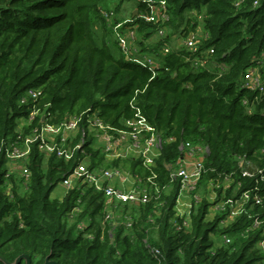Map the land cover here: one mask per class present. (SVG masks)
<instances>
[{"label":"trees","instance_id":"16d2710c","mask_svg":"<svg viewBox=\"0 0 264 264\" xmlns=\"http://www.w3.org/2000/svg\"><path fill=\"white\" fill-rule=\"evenodd\" d=\"M124 1L112 8L111 0H0V144L26 113L20 97L31 87L40 89L55 121L90 108L120 129L128 120H144L161 139L151 168L142 158L108 161L102 148L90 146L92 134L86 140L91 169L120 168L149 189L152 199L141 204L109 201L88 184L52 198L72 161L34 146L26 180L1 152L0 264H264L262 227H252L248 214L231 219L226 205L206 219L207 185L226 174L235 182L225 195L222 184L215 187L216 202L258 188L263 203L251 213L264 218V180L243 176L238 163L244 156L250 161L244 168L264 169V93L242 88L253 67L264 78V0H165L169 19L158 22L141 15L153 11L144 0H137L132 21L121 20ZM111 11L113 25L104 14ZM128 29L137 33L134 56L155 54L159 69L125 51L116 34ZM190 33L197 36V50L173 43L175 34ZM153 36L159 41L149 50ZM187 142L209 150L190 222L174 209L181 179L169 167L185 156ZM153 172L158 193L148 181ZM109 212L113 219L106 218Z\"/></svg>","mask_w":264,"mask_h":264},{"label":"built area","instance_id":"2783aa9c","mask_svg":"<svg viewBox=\"0 0 264 264\" xmlns=\"http://www.w3.org/2000/svg\"><path fill=\"white\" fill-rule=\"evenodd\" d=\"M144 1L149 2L153 8L152 13L149 15L141 13L146 20L158 22L169 19V15L166 12L165 0ZM255 3L257 4V2ZM104 14L112 24L115 15L114 11L104 12ZM114 26L118 27L121 24L117 23ZM159 34L162 37L165 36L166 30L161 28ZM136 36L135 30L128 29L126 32H121L119 42L125 51L132 52V57L136 61L149 65L152 69H159L162 65L156 55H148L143 58L134 56L133 53L138 51L136 44L132 46V43L136 41ZM181 40L186 47L193 51L197 50L198 42L196 34L190 33L182 37ZM163 51L165 53L169 52L170 47L168 45L164 46ZM210 52H213V50ZM261 58L264 60V54ZM242 88L264 93V78L257 67L248 70L247 75L242 80ZM41 100L40 89L34 87L27 89L20 97V104L26 106V113L17 118V126L13 136L4 138L0 144V153L3 152V156L10 162V170H16L14 166L21 167L22 171L20 172L27 180L30 176V170L25 163L29 160L33 147L36 146L46 154H55L59 158L74 163L72 171L60 182L67 191L77 185L88 184L99 191H103L109 201L115 200L121 203L141 204L147 203L152 199L153 195L146 186L135 185L130 188H124L122 185L116 186L112 184V180L119 178L122 180L121 183L124 186L126 185L127 172L120 168L102 167L91 169L88 162L86 140L88 135L92 134L93 140L90 146L102 148L109 159L142 158L144 165L151 168L156 165V159L161 153V139L153 126L144 120H128L125 123V129L116 128L105 123L99 114L90 108L79 114L68 115L61 121H55L53 114L48 111L50 104L43 103ZM82 125L85 126L87 132L84 131ZM79 134H81L80 137ZM208 152V148L204 145L187 142L184 157L190 156L196 158L192 164L193 168L188 169L186 167L184 157L176 166L169 165L171 176L181 179L180 193L187 190L193 196V200L196 201H199L201 198L195 190L202 174L206 171L204 160ZM238 163L242 169L243 176L253 177L258 174L264 180L263 168H258L256 172L244 168L250 163L244 156H238ZM19 164L24 165L20 166ZM154 178H156V174L153 172L148 177V181L152 182L158 193L159 188L153 182ZM210 182L216 188L222 184L223 194L225 195L226 188L235 182V179L232 174H226L220 182ZM257 189L245 190L239 198H228L225 200L223 196L219 203V210L228 205L230 208L229 217L231 219L239 214L246 213L253 219L252 227H262V238L259 240L258 246L264 252V218L260 213H251V210L256 205L263 203L262 196L255 192ZM189 208L191 212L192 205ZM176 214L181 217L184 216L183 214ZM113 217V214L109 212L106 218L113 219ZM186 221L190 222L187 219ZM252 227L247 228L243 234H246ZM224 239L226 243L231 242L229 236H224Z\"/></svg>","mask_w":264,"mask_h":264},{"label":"crops","instance_id":"0c3cea01","mask_svg":"<svg viewBox=\"0 0 264 264\" xmlns=\"http://www.w3.org/2000/svg\"><path fill=\"white\" fill-rule=\"evenodd\" d=\"M137 10V9H136ZM121 20L125 21V19H122L124 16L122 15V10H121ZM120 24L122 25L123 22L120 21ZM124 32V31H123ZM159 37L157 36H153L151 39L148 40V44H150L151 46L148 47V49L150 50L151 48H153L156 43L159 41L158 39ZM174 42V40H172ZM137 46L136 41L132 43V46L135 45ZM137 52V51H136ZM150 56L153 55L155 56V54L151 53V52H143L140 54L135 55L137 58H143L144 56ZM161 154V153H160ZM159 157V156H158ZM108 161H111L113 159H109L107 158ZM196 160V158L194 157H190V156H186L184 157V164L186 165V167H188V169H192L193 168V162ZM109 168V167H108ZM122 180L117 178L115 180H112L111 183L115 184L116 186H123L124 188H130L132 186L135 185H141L138 183V180L130 173L127 172V183L124 186V184L121 183ZM58 186H61L62 188V196L61 197H54V198H58V199H62L64 197V195L67 193L66 188L59 184ZM56 186V188L58 187ZM199 194V193H198ZM200 195V194H199ZM206 197L207 199L211 202V205L209 207L208 210V214L206 219L207 220H213L215 218V216L217 215V213L219 212V203L221 202L222 199H220V201L216 202L217 199V191L214 187V184H212L210 181L207 185V193H206ZM193 204V196L191 195V193L187 190H184L180 193V196L177 200L176 206H175V211L178 214H183L184 217L188 220L191 221V212H190V208L189 206Z\"/></svg>","mask_w":264,"mask_h":264},{"label":"rangeland","instance_id":"374dc122","mask_svg":"<svg viewBox=\"0 0 264 264\" xmlns=\"http://www.w3.org/2000/svg\"><path fill=\"white\" fill-rule=\"evenodd\" d=\"M121 0H111V7H115ZM122 3V2H121ZM136 3H137V0H125L122 4H121V7H120V12L118 14L119 18L121 17V10H122V15L124 16L123 18L127 21H132V17H133V13L136 11ZM117 14V13H116ZM117 16V17H118ZM111 24V23H110ZM120 24V23H119ZM113 25V23H112ZM121 27V26H118V27H115L116 30H118V28ZM121 29V28H120ZM118 34V35H117ZM116 34V38L117 40L119 41V35L121 33H117ZM178 34H175V37L174 39V44H180L182 42V36H180L179 38L177 37ZM137 48H138V51L140 50L139 47H138V43H137ZM137 51V52H138ZM105 168V167H103ZM107 168V167H106ZM52 198L54 197H61L62 196V188L61 186H58L57 188H55L51 194Z\"/></svg>","mask_w":264,"mask_h":264},{"label":"water","instance_id":"95a60500","mask_svg":"<svg viewBox=\"0 0 264 264\" xmlns=\"http://www.w3.org/2000/svg\"><path fill=\"white\" fill-rule=\"evenodd\" d=\"M136 13H137V10L134 12V14ZM44 264H58V263L52 260H47Z\"/></svg>","mask_w":264,"mask_h":264}]
</instances>
